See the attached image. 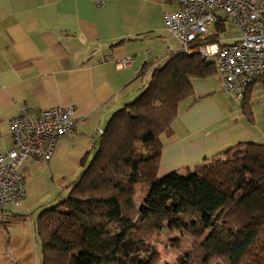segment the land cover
Masks as SVG:
<instances>
[{
	"label": "crops",
	"instance_id": "crops-1",
	"mask_svg": "<svg viewBox=\"0 0 264 264\" xmlns=\"http://www.w3.org/2000/svg\"><path fill=\"white\" fill-rule=\"evenodd\" d=\"M176 8L173 0H0V148L10 147L9 122L21 106L35 116L72 104L76 118L48 161L20 166L23 199L0 209V264H39L38 214L67 194L113 112L179 51L162 17ZM217 30L226 41L237 34L226 25ZM125 56L131 63L117 66ZM213 66L210 75L189 78L193 94L179 102L170 130L160 136L159 176L239 142L264 143V80H251L238 99L220 91Z\"/></svg>",
	"mask_w": 264,
	"mask_h": 264
},
{
	"label": "trees",
	"instance_id": "trees-1",
	"mask_svg": "<svg viewBox=\"0 0 264 264\" xmlns=\"http://www.w3.org/2000/svg\"><path fill=\"white\" fill-rule=\"evenodd\" d=\"M213 65L179 50L113 112L67 194L37 216L39 264H153L151 239L165 229L203 235L168 264H264V143L157 174L160 136L193 94L189 78ZM136 184L146 189L139 204Z\"/></svg>",
	"mask_w": 264,
	"mask_h": 264
},
{
	"label": "built area",
	"instance_id": "built-area-1",
	"mask_svg": "<svg viewBox=\"0 0 264 264\" xmlns=\"http://www.w3.org/2000/svg\"><path fill=\"white\" fill-rule=\"evenodd\" d=\"M93 1L97 5L105 2ZM173 1L177 8L162 13L167 30L179 50L214 61L222 93L242 99L251 80H264V0ZM227 23L237 31L229 41L217 30ZM212 35L216 39L211 40ZM167 52L174 49L168 47ZM131 61L132 57L125 56L115 63L126 67ZM74 111L72 104L51 106L32 116L27 107L18 108L9 122L10 147L0 148V208L21 202L25 179L20 166L24 160L44 163L50 159L57 141L73 131Z\"/></svg>",
	"mask_w": 264,
	"mask_h": 264
},
{
	"label": "rangeland",
	"instance_id": "rangeland-1",
	"mask_svg": "<svg viewBox=\"0 0 264 264\" xmlns=\"http://www.w3.org/2000/svg\"><path fill=\"white\" fill-rule=\"evenodd\" d=\"M227 28H231L230 25L226 24ZM211 40L216 39L215 35L210 37ZM149 77V74L146 75V79ZM136 194L134 196L135 202L138 204L142 201L145 187L141 184L135 185ZM203 235L195 236L188 232L180 233L179 230H168L165 229L159 232L154 238L151 239L158 256H156L153 264H165L172 263L176 258L192 248V245L199 241Z\"/></svg>",
	"mask_w": 264,
	"mask_h": 264
}]
</instances>
